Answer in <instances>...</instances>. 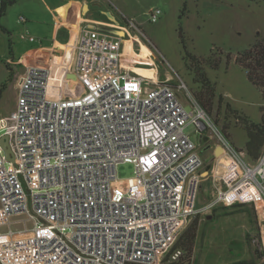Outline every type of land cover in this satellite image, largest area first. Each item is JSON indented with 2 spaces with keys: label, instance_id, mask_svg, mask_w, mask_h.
<instances>
[{
  "label": "built area",
  "instance_id": "1",
  "mask_svg": "<svg viewBox=\"0 0 264 264\" xmlns=\"http://www.w3.org/2000/svg\"><path fill=\"white\" fill-rule=\"evenodd\" d=\"M160 14L152 10L150 20ZM126 40L82 28L72 69L82 92L75 95L55 92L53 60L23 69L9 119L0 118L9 148L6 154L0 143V264L177 261L183 250L174 245L192 214L244 203L264 213V144L251 160L218 127L223 171L210 201L187 207L203 161L185 128L203 135L212 119L194 100L186 107L156 67V79L133 71L123 61ZM151 55L136 58L154 63ZM124 162L133 174L119 178ZM262 234L250 237L259 264Z\"/></svg>",
  "mask_w": 264,
  "mask_h": 264
},
{
  "label": "rangeland",
  "instance_id": "2",
  "mask_svg": "<svg viewBox=\"0 0 264 264\" xmlns=\"http://www.w3.org/2000/svg\"><path fill=\"white\" fill-rule=\"evenodd\" d=\"M106 1L111 3V9L119 19L113 21L104 13H100V16L106 28L111 29L108 33L117 34L121 29L125 32L129 40L125 41L123 53L145 60L151 53L154 54L151 55L154 63L131 55L124 57L123 61L133 71L154 79L156 67L158 79L171 83L188 108L195 101L192 93L198 85L186 66L185 49L205 59L217 49L224 52L216 69L205 67L216 92L210 116L213 127L208 128L203 135L194 132L192 124L185 128L196 143L203 161L200 169L192 175V190L189 195L186 194L187 207H202L212 198L213 178L221 174L226 159L222 157L223 149L218 148L216 152L218 139L213 130L216 127L224 130L233 144L242 148L247 140L246 132L242 124L236 121L232 110L253 122L261 119L260 106L264 105L261 91L247 79L245 70L235 62L234 56L264 37V0ZM70 3L71 0H16L0 17V87L5 83L0 96V118L9 119L16 101L17 83L27 64L43 66L53 60V70L69 69L70 42L60 45L54 41V37L57 31L55 18L64 20L63 12ZM157 8L161 14L156 21H151L150 12ZM20 16H23V20ZM127 20L135 26L128 28ZM180 29L185 49L179 36ZM22 34L26 36L22 37ZM29 36L34 41H30ZM41 45L54 46L60 50H37ZM227 52L232 55L228 62L225 56ZM53 87L56 89L59 85ZM55 92L75 95L82 92V88L77 78H73L64 80L62 88ZM227 104L232 110H227ZM116 172L119 178L132 176L133 165L120 163L116 166ZM188 184L189 180L185 189ZM261 205L264 206V202L259 207ZM194 219L198 225L192 256L189 261L176 263L235 264L246 261L259 264L250 241L252 235L261 231L264 239V213L259 212L257 206L251 203L219 205L196 212L188 217L180 234ZM32 225L33 222H28L29 227ZM170 262L164 259L160 264Z\"/></svg>",
  "mask_w": 264,
  "mask_h": 264
},
{
  "label": "trees",
  "instance_id": "3",
  "mask_svg": "<svg viewBox=\"0 0 264 264\" xmlns=\"http://www.w3.org/2000/svg\"><path fill=\"white\" fill-rule=\"evenodd\" d=\"M15 1L16 0H0V17L5 14L8 6ZM179 36L185 49L184 36L181 29ZM216 53L218 55L214 56ZM223 53L222 50L217 49L215 53L205 59L185 49L184 59L186 61V66L193 74L194 83L198 85V88L192 93L193 97L209 116L212 114L213 100L216 92L214 84L207 76L205 67L208 66L212 69H216L221 63V54ZM225 56L228 62L232 57L231 52H227ZM234 59L235 62L245 70L247 79L260 89L264 101V37L257 39L250 47L239 52L234 56ZM4 87L5 83L0 87V96ZM226 108L227 110H232L229 104L226 105ZM260 110L261 119L259 122L250 121L245 116L240 115L238 111L232 110L236 115L235 118L238 124L241 123L245 129L247 140L242 150L245 151V154L251 160H255L259 157L264 144V105L260 106ZM223 132L225 133L224 130ZM226 136H228V134H226ZM197 225L198 222L194 219L178 236L174 248H181L184 253L179 260L171 261L170 264H178L176 262L190 260L196 238ZM235 264H250V262L242 261Z\"/></svg>",
  "mask_w": 264,
  "mask_h": 264
},
{
  "label": "crops",
  "instance_id": "4",
  "mask_svg": "<svg viewBox=\"0 0 264 264\" xmlns=\"http://www.w3.org/2000/svg\"><path fill=\"white\" fill-rule=\"evenodd\" d=\"M63 9L65 8H61V10ZM108 10L112 12L111 15L113 14V16L116 18V21H117L119 17L116 16L115 13L112 11L111 3L108 1L105 2V0H71L69 7L65 10V12H63L64 20H60L57 17L55 18V23L57 25V29H56L57 31L54 37V41L60 45H65L69 41L71 52L68 51V53L70 54L69 69L67 70L59 69V70H54V72L55 71H60V72L72 71L73 66H74V59H75L76 41L81 34L82 28L92 27L97 31L106 32V33H108L107 31H111V29L106 28L100 16V13H105ZM124 33L125 32L122 29L118 31V34L120 35H123ZM38 49L39 50L40 49L49 50L51 52L60 50V48L57 49L54 46H48V45L38 46L37 50ZM133 50L136 52L134 46H133ZM123 55H124L123 58L126 57L127 55H131V56H134V58H136L135 55L130 54V53H125V54L123 53ZM142 67H145V66H142ZM62 84H63V81L60 82L59 87H56V90L61 89Z\"/></svg>",
  "mask_w": 264,
  "mask_h": 264
},
{
  "label": "water",
  "instance_id": "5",
  "mask_svg": "<svg viewBox=\"0 0 264 264\" xmlns=\"http://www.w3.org/2000/svg\"><path fill=\"white\" fill-rule=\"evenodd\" d=\"M105 14H107V16L110 19H113V15H111L108 11H106ZM56 75H58L59 77H61V76L63 77L64 76L62 79H66V78H68L70 76L77 77L76 74L74 72H72V71L56 72ZM6 138H7V135H4L3 137H1L0 143L5 148L6 154H8L9 153V148L7 146V140H6ZM218 148H221L222 149L221 146H217L216 147V152H217Z\"/></svg>",
  "mask_w": 264,
  "mask_h": 264
},
{
  "label": "bare ground",
  "instance_id": "6",
  "mask_svg": "<svg viewBox=\"0 0 264 264\" xmlns=\"http://www.w3.org/2000/svg\"><path fill=\"white\" fill-rule=\"evenodd\" d=\"M56 72H60V71H55L54 72V74L52 76L53 79H52V82H51L52 83V86H58V85H60V82L62 81L61 79L64 77V76L63 77L62 76L59 77L58 75H56ZM68 78H72L73 79V78H76V77L70 76Z\"/></svg>",
  "mask_w": 264,
  "mask_h": 264
},
{
  "label": "flooded vegetation",
  "instance_id": "7",
  "mask_svg": "<svg viewBox=\"0 0 264 264\" xmlns=\"http://www.w3.org/2000/svg\"><path fill=\"white\" fill-rule=\"evenodd\" d=\"M105 14V13H104ZM105 15H107V14H105ZM113 21H116V18L113 16V19H112Z\"/></svg>",
  "mask_w": 264,
  "mask_h": 264
}]
</instances>
